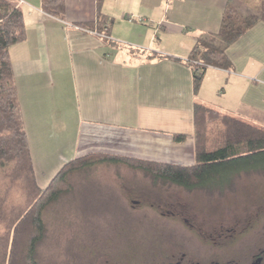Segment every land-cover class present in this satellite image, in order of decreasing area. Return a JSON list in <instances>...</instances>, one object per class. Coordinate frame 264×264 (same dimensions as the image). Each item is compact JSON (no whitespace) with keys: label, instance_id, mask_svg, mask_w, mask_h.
Segmentation results:
<instances>
[{"label":"crops","instance_id":"0c3cea01","mask_svg":"<svg viewBox=\"0 0 264 264\" xmlns=\"http://www.w3.org/2000/svg\"><path fill=\"white\" fill-rule=\"evenodd\" d=\"M22 1L26 36L8 54L38 185L95 153L191 166L195 104L264 130V23L226 50L229 70H206L197 93L177 61L217 34L228 0H103L99 10L64 0L63 21ZM98 21L111 40L75 28Z\"/></svg>","mask_w":264,"mask_h":264},{"label":"trees","instance_id":"16d2710c","mask_svg":"<svg viewBox=\"0 0 264 264\" xmlns=\"http://www.w3.org/2000/svg\"><path fill=\"white\" fill-rule=\"evenodd\" d=\"M102 2L96 0L98 10ZM235 2L228 0L217 34L198 38L188 58L183 62L177 59L190 68L195 93L209 67L231 68L225 52L232 43L257 23H264V0L255 12L237 7ZM40 8L49 17L65 19L64 0H41ZM100 24L98 21L96 27H79L99 31ZM25 36V22L17 0H0V264H37L36 247L45 233L44 208L59 194L69 191L68 173L90 165L101 162L127 165L152 177H166L189 189L214 184L226 186L240 175L264 173V130L200 103L195 104L192 111L195 162L191 166L95 153L68 161L45 188L39 187L8 54L9 47L23 41ZM214 121L223 128V145L208 152L205 132ZM173 139L176 143L184 142L186 136L174 135ZM17 194L20 201L16 199Z\"/></svg>","mask_w":264,"mask_h":264},{"label":"flooded vegetation","instance_id":"af4514ba","mask_svg":"<svg viewBox=\"0 0 264 264\" xmlns=\"http://www.w3.org/2000/svg\"><path fill=\"white\" fill-rule=\"evenodd\" d=\"M148 176L145 190L122 184L114 198L126 210L109 222L105 246L89 250L97 260L83 264H264V197L237 201L229 190L241 175L226 186L192 189Z\"/></svg>","mask_w":264,"mask_h":264},{"label":"rangeland","instance_id":"374dc122","mask_svg":"<svg viewBox=\"0 0 264 264\" xmlns=\"http://www.w3.org/2000/svg\"><path fill=\"white\" fill-rule=\"evenodd\" d=\"M235 3L237 7L255 12L256 8L260 7L261 0H236ZM205 134L204 142L208 152L223 145V128L216 121L207 126ZM192 147H195L194 142ZM60 148L56 146L52 150ZM148 177L140 171H130L121 164L107 162L68 173L66 182L69 191L59 194L42 213L45 233L36 247L37 264L95 262L97 257L95 254L91 255L89 250L98 252L97 247L105 246L106 242L100 241L104 239L103 235L109 222L119 215V211L126 210L117 206L114 198L119 197L124 190L122 184L135 189V192L145 190L151 186ZM50 179L49 177L46 180L39 179V187L45 188ZM229 191L230 194L234 193L232 195L236 196L237 201L248 200L251 193H255L257 197H264V173L241 176L234 189ZM91 256L92 259L89 258Z\"/></svg>","mask_w":264,"mask_h":264},{"label":"built area","instance_id":"2783aa9c","mask_svg":"<svg viewBox=\"0 0 264 264\" xmlns=\"http://www.w3.org/2000/svg\"><path fill=\"white\" fill-rule=\"evenodd\" d=\"M23 3V1L22 0H17V6H19V5H21ZM77 30H80V31H82L83 33L85 32V33H88V34H90V35H92V36H94V37H98V38H100V39H102V40H109L110 38H108V36H106L105 34H101V33H98L96 30L94 31V30H89V29H87V28H80V27H75ZM111 40V39H110Z\"/></svg>","mask_w":264,"mask_h":264}]
</instances>
